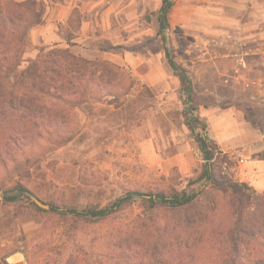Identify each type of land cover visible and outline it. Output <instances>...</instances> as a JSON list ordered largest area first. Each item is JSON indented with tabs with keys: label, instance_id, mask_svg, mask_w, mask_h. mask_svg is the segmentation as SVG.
Wrapping results in <instances>:
<instances>
[{
	"label": "rangeland",
	"instance_id": "rangeland-1",
	"mask_svg": "<svg viewBox=\"0 0 264 264\" xmlns=\"http://www.w3.org/2000/svg\"><path fill=\"white\" fill-rule=\"evenodd\" d=\"M37 1L44 20L52 2L62 0ZM81 1L96 9L84 15L76 8L71 29L61 26L60 37L75 39L73 54L83 47L89 60L107 62L118 79L92 85L91 98L65 115L57 133L34 130L17 143L0 122V264L9 258L12 264H66L72 256L80 261L82 252L98 256L147 206L136 200L89 224L38 211L19 186L50 209H103L128 192L189 190L204 164L185 125L193 103H187L158 35L162 0ZM83 16L93 20L89 39L75 35ZM169 21L168 46L193 84L194 104L215 147L228 151L231 164L224 170L238 180L239 168L264 152V0H175ZM31 30L24 68L42 48H51L34 47ZM213 262L208 256L192 264Z\"/></svg>",
	"mask_w": 264,
	"mask_h": 264
},
{
	"label": "trees",
	"instance_id": "trees-1",
	"mask_svg": "<svg viewBox=\"0 0 264 264\" xmlns=\"http://www.w3.org/2000/svg\"><path fill=\"white\" fill-rule=\"evenodd\" d=\"M174 3L162 0L158 35L169 67L181 80L187 103H193L186 105L185 125L199 145L202 169L188 182L189 190L128 192L103 209L54 207L45 211L19 186V193L38 211L89 224L107 220L136 200L147 205L126 231L112 238L106 252L98 256L82 252L80 261L72 256L66 264H192L208 256L213 257V264H264V194L224 170L229 156L217 150L208 123L198 115L193 84L167 43ZM42 21L37 0H0V122L12 133L9 139L17 143L28 139L34 130L57 133L65 115L86 95L91 98L92 85L118 79L108 73L107 62L73 54L70 48L75 44L70 39H66L65 49L42 48L39 57L24 68L27 36ZM256 156L264 160V152ZM5 198L16 199L7 194Z\"/></svg>",
	"mask_w": 264,
	"mask_h": 264
},
{
	"label": "crops",
	"instance_id": "crops-1",
	"mask_svg": "<svg viewBox=\"0 0 264 264\" xmlns=\"http://www.w3.org/2000/svg\"><path fill=\"white\" fill-rule=\"evenodd\" d=\"M26 1V0H22ZM21 1V2H22ZM79 1V4L77 3ZM87 4L84 3L81 0H76V3L73 4L71 0H62L57 1L56 3L52 2V7H50V13L47 12L44 20L41 24L35 26L31 30V36L33 46L37 47L38 45H49L48 49L52 48H68L67 41L61 39L60 37V30L61 26H66V28L71 29V22L70 18L72 17V12L79 8L81 10V13H91L94 9L92 6L90 8H86ZM83 15V14H82ZM93 20H87L85 19V16L82 17L81 25H80V33L81 34H75L80 39L84 37L85 39H89L91 37V31L94 30L93 28ZM72 40V42H74ZM61 42H63L61 44ZM55 43H59L56 45ZM75 43V42H74ZM79 48V47H78ZM81 50H78L77 54L78 56L87 58L89 57L88 53L90 51L86 50L85 48H81ZM207 117L205 114H201V117ZM219 138V140H223L225 138V134H222ZM234 143V142H233ZM228 148L230 147L227 146ZM224 153L228 154V151L222 148ZM262 152V151H260ZM256 152V154L260 153ZM254 153V152H253ZM241 166L239 168V172L237 174V179L240 182H244L249 184L254 190H256L260 194H264V160H261L259 157H255L251 161H247L244 167ZM14 257V256H13ZM12 258V257H11ZM10 259V258H9ZM8 260V264H12L10 260Z\"/></svg>",
	"mask_w": 264,
	"mask_h": 264
},
{
	"label": "water",
	"instance_id": "water-1",
	"mask_svg": "<svg viewBox=\"0 0 264 264\" xmlns=\"http://www.w3.org/2000/svg\"><path fill=\"white\" fill-rule=\"evenodd\" d=\"M30 199L40 208L44 209V210H49L50 206L44 204L40 199H38L37 197H35L32 194H29Z\"/></svg>",
	"mask_w": 264,
	"mask_h": 264
},
{
	"label": "built area",
	"instance_id": "built-area-1",
	"mask_svg": "<svg viewBox=\"0 0 264 264\" xmlns=\"http://www.w3.org/2000/svg\"><path fill=\"white\" fill-rule=\"evenodd\" d=\"M260 61L262 62V63H264V55H260ZM242 163L244 162V161H241Z\"/></svg>",
	"mask_w": 264,
	"mask_h": 264
}]
</instances>
